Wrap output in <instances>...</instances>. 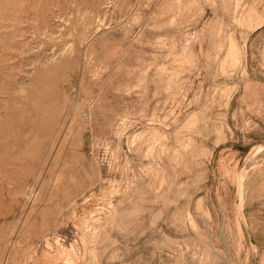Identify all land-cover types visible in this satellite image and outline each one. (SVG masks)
Here are the masks:
<instances>
[{"label":"rangeland","instance_id":"374dc122","mask_svg":"<svg viewBox=\"0 0 264 264\" xmlns=\"http://www.w3.org/2000/svg\"><path fill=\"white\" fill-rule=\"evenodd\" d=\"M0 264H264V0H0Z\"/></svg>","mask_w":264,"mask_h":264},{"label":"bare ground","instance_id":"6f19581e","mask_svg":"<svg viewBox=\"0 0 264 264\" xmlns=\"http://www.w3.org/2000/svg\"><path fill=\"white\" fill-rule=\"evenodd\" d=\"M241 205V204H240Z\"/></svg>","mask_w":264,"mask_h":264}]
</instances>
